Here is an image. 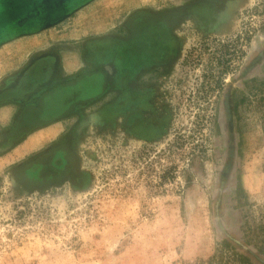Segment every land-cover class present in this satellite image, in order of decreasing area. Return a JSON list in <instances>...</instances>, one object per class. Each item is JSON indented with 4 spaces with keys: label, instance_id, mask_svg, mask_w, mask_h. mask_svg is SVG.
I'll return each instance as SVG.
<instances>
[{
    "label": "rangeland",
    "instance_id": "1",
    "mask_svg": "<svg viewBox=\"0 0 264 264\" xmlns=\"http://www.w3.org/2000/svg\"><path fill=\"white\" fill-rule=\"evenodd\" d=\"M0 264H264V0H0Z\"/></svg>",
    "mask_w": 264,
    "mask_h": 264
},
{
    "label": "flooded vegetation",
    "instance_id": "2",
    "mask_svg": "<svg viewBox=\"0 0 264 264\" xmlns=\"http://www.w3.org/2000/svg\"><path fill=\"white\" fill-rule=\"evenodd\" d=\"M38 62V63H37ZM53 63L51 61L50 57H44L41 58L37 61H35L32 65L29 66V68L19 77V83L15 87V85H12L9 87V91H5L2 94H9L12 91H20L26 96L28 94H33L37 93L41 88H43V85L48 82L50 77L52 76L53 73ZM52 93H44L40 97H38V103L41 105L43 103L47 104L50 102V100H54L53 96H51ZM13 99H20V97H12ZM60 148V147H58ZM58 148L53 149V151H58ZM59 151H61L59 149ZM60 159H57L55 161L56 167H61L62 158L59 157Z\"/></svg>",
    "mask_w": 264,
    "mask_h": 264
}]
</instances>
